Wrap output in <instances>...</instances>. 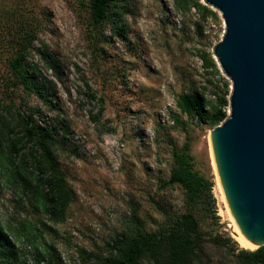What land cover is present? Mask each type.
I'll list each match as a JSON object with an SVG mask.
<instances>
[{"label":"rangeland","instance_id":"374dc122","mask_svg":"<svg viewBox=\"0 0 264 264\" xmlns=\"http://www.w3.org/2000/svg\"><path fill=\"white\" fill-rule=\"evenodd\" d=\"M196 1L205 4L114 0L100 25L90 0H0V115L17 125L12 138L21 134L23 118L54 129L55 155L73 191L65 219L56 221L35 206L32 192L0 178V222L27 255L24 264H38L35 247L60 258L56 264H104L115 239L183 223L188 213L200 227L202 263L236 264L244 247L233 236L235 220L214 165V128L177 105L182 93L198 91L209 109L232 91L213 52L224 20L211 6L217 19L197 9ZM32 29L26 68L51 103L15 84L11 61ZM49 54L61 80L46 68ZM186 144L195 169L211 183L207 202L194 206L171 181L175 153ZM26 147L41 154L32 141ZM27 233L36 236L33 243Z\"/></svg>","mask_w":264,"mask_h":264},{"label":"trees","instance_id":"16d2710c","mask_svg":"<svg viewBox=\"0 0 264 264\" xmlns=\"http://www.w3.org/2000/svg\"><path fill=\"white\" fill-rule=\"evenodd\" d=\"M113 1L90 0L92 17L97 24L102 25L108 19ZM194 6L206 15L218 18L217 12L206 4L196 1ZM35 39L36 32L32 29L25 33L18 45V53L11 61L17 75L15 84H21L27 90L35 88L45 101H49L47 93L41 87L33 86L26 68L27 56ZM208 63L216 67L211 59ZM45 64L57 80L62 79V70L51 54L45 57ZM177 105L181 112L197 115L200 121L214 128L227 118L226 106L229 105V100L225 94H219L216 103L208 109L203 95L195 91L182 93ZM18 122L21 134L12 138L17 125L0 115V178L18 183L25 195L32 192L36 207L50 218L63 221L73 191L68 187L55 155L58 142L55 131L50 126H41L27 118ZM31 141L40 148L39 156L34 147L28 148L26 152V144ZM175 156L176 166L172 170L171 181L179 183L185 189L191 206L200 200L207 202L211 183L195 169L189 145L186 144L182 151H177ZM30 160L36 163L33 169L28 165ZM182 221L183 223L180 220L158 231H135L122 239H115V252L109 255L104 264H203L199 253L202 244L198 221L192 213L186 214ZM30 236L27 233V238L33 243L36 236ZM229 241L236 246L237 243L232 238ZM33 256L38 264H56L55 258L60 259L39 247H35ZM235 257L236 264H264V245L254 250L238 248ZM27 260V255L14 239L11 230L0 222V264H24Z\"/></svg>","mask_w":264,"mask_h":264},{"label":"water","instance_id":"95a60500","mask_svg":"<svg viewBox=\"0 0 264 264\" xmlns=\"http://www.w3.org/2000/svg\"><path fill=\"white\" fill-rule=\"evenodd\" d=\"M225 23L213 52L232 81L230 113L210 133L217 173L241 231L264 245V0H204Z\"/></svg>","mask_w":264,"mask_h":264},{"label":"bare ground","instance_id":"6f19581e","mask_svg":"<svg viewBox=\"0 0 264 264\" xmlns=\"http://www.w3.org/2000/svg\"><path fill=\"white\" fill-rule=\"evenodd\" d=\"M214 157V155H213ZM214 165L216 167V163H215V158H214ZM217 169V167H216ZM219 183L221 184V181H220V178H219ZM222 187V184L220 185ZM222 191L224 193V190H223V187H222ZM224 196H225V193H224ZM226 197V196H225ZM227 200V199H226ZM228 204V203H227ZM229 206V205H228ZM231 212V211H230ZM234 216L232 215V218ZM235 220V218H234ZM236 240L246 249H251V250H254V249H257L258 248V245L253 243L251 240H249L245 235L244 233L241 231V229L239 228L238 224L236 223V220H235V224H234V235H233Z\"/></svg>","mask_w":264,"mask_h":264},{"label":"built area","instance_id":"2783aa9c","mask_svg":"<svg viewBox=\"0 0 264 264\" xmlns=\"http://www.w3.org/2000/svg\"><path fill=\"white\" fill-rule=\"evenodd\" d=\"M43 264V263H42Z\"/></svg>","mask_w":264,"mask_h":264}]
</instances>
